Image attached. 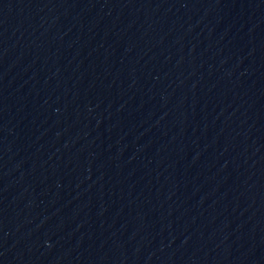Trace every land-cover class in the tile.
<instances>
[{
  "label": "water",
  "instance_id": "water-1",
  "mask_svg": "<svg viewBox=\"0 0 264 264\" xmlns=\"http://www.w3.org/2000/svg\"><path fill=\"white\" fill-rule=\"evenodd\" d=\"M0 264H264V0H0Z\"/></svg>",
  "mask_w": 264,
  "mask_h": 264
}]
</instances>
